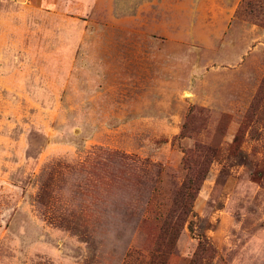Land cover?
Returning <instances> with one entry per match:
<instances>
[{"label": "rangeland", "instance_id": "1", "mask_svg": "<svg viewBox=\"0 0 264 264\" xmlns=\"http://www.w3.org/2000/svg\"><path fill=\"white\" fill-rule=\"evenodd\" d=\"M242 4L0 0V264H264V25Z\"/></svg>", "mask_w": 264, "mask_h": 264}, {"label": "trees", "instance_id": "2", "mask_svg": "<svg viewBox=\"0 0 264 264\" xmlns=\"http://www.w3.org/2000/svg\"><path fill=\"white\" fill-rule=\"evenodd\" d=\"M241 8L240 15L244 13L252 17V20L256 23L264 25V0H243ZM259 103L260 98L256 99L252 105L250 111L252 115L256 113ZM235 142H237V138H235ZM203 151L204 148H200L198 153ZM184 153L183 165L186 170L185 180L181 189L175 195L161 228L162 235L169 237L171 240L177 239L190 217L195 216V201L201 190L202 182L205 180L208 169L206 168L208 166V158L211 155L210 151L205 150L204 160L196 165L197 152L187 151ZM192 224L193 221H190L189 226L191 229H193ZM165 255L162 253L159 259L164 260Z\"/></svg>", "mask_w": 264, "mask_h": 264}]
</instances>
